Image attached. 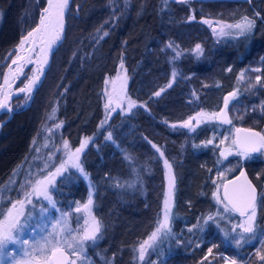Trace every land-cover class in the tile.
I'll list each match as a JSON object with an SVG mask.
<instances>
[{"label":"trees","instance_id":"trees-1","mask_svg":"<svg viewBox=\"0 0 264 264\" xmlns=\"http://www.w3.org/2000/svg\"><path fill=\"white\" fill-rule=\"evenodd\" d=\"M28 1L0 0V66L2 57L9 51L12 56L19 38L37 19L39 6L36 16L32 10L33 16H29L33 0ZM77 5L81 7L77 9ZM190 15L195 19L189 21ZM243 16L255 21L252 32L245 35H236L233 29L232 35L218 37L213 25L203 22L234 24ZM169 41L174 48L166 47ZM196 44L204 49L200 56L192 51ZM176 52L181 53L179 57ZM262 58L264 0H190L189 4L71 0L64 36L30 104L14 111L0 128V213L25 198L29 181L55 172L69 160V152L91 137L79 159L88 178L66 163L65 171L49 188L55 207L35 196L32 204L25 205V212L32 213V226L42 207L54 215L70 213L71 221L82 226V215L75 209L77 202H87L91 184L92 214L102 223L100 238L86 245L91 264H225V255L237 264H264L255 255L258 248L264 252L259 231L257 239L242 241L240 246L231 236L225 237L224 232L240 222L237 213L225 214L219 223H204V218L223 207L212 193L241 167L258 194L264 193V150L241 157L232 145L238 128L264 134ZM255 65L262 82L250 88L255 80L238 81L237 77L240 70L253 75ZM173 69L177 72L174 80ZM118 73H126V94L137 106L125 111V101L101 126L106 119L105 92L111 91V83L105 84V80ZM169 81L171 87H166ZM160 88L165 91L153 96ZM233 90L239 95L228 108L231 124L214 120L197 125L194 131L179 127L198 112H219L223 97ZM173 124L178 127L172 128ZM109 133L111 139H107ZM208 140L212 144L204 146ZM225 149L231 154L222 157ZM49 152L54 160L45 164ZM165 158L176 177L171 234L162 236L141 261L138 246L156 228L163 207ZM198 219L203 230L193 228ZM256 224L258 230H264V203H258Z\"/></svg>","mask_w":264,"mask_h":264},{"label":"snow or ice","instance_id":"snow-or-ice-1","mask_svg":"<svg viewBox=\"0 0 264 264\" xmlns=\"http://www.w3.org/2000/svg\"><path fill=\"white\" fill-rule=\"evenodd\" d=\"M177 3L189 4L190 0H175ZM167 3V0H165ZM70 0H47V7H44L39 15V22L36 27L27 33L17 46V54L15 58H11V64L8 66L9 71L4 74V83L0 85V109H7L12 111L9 101L12 99L13 93L9 91L11 83L15 79H18L24 74V67L28 64L35 63L36 67L32 69L33 75L27 78V83L24 87L19 88L17 91L26 94V99L31 98V93L34 88L38 86V82L41 80V75L45 70V66L49 62V54L55 50V47L63 38L65 29V14L69 10ZM77 9L81 5L76 6ZM257 15H259L257 13ZM189 21L194 20L195 16L190 15L187 18ZM206 24L212 25L213 21L204 20ZM217 27H213V32L218 37L232 35L231 30H235L236 35H245L251 33L255 27V21L248 16L241 17V20L228 24L224 21H216ZM99 31V29H97ZM108 33L104 32V36ZM31 41L32 47L28 56H22L19 53L24 51L26 43ZM39 43L40 49L36 53L37 59L35 61L31 58V53L35 52V45ZM167 48H174L173 42L169 41L166 45ZM178 47V46H176ZM192 51L200 56L203 54L204 49L201 44H196ZM180 52H176V57L180 56ZM174 57V59L176 58ZM264 59V58H262ZM13 65L16 67L13 68ZM121 68H123V59L120 62ZM228 71H231L229 68ZM254 71L259 72L260 69ZM177 72L175 69L172 71L173 80L176 78ZM128 77L126 73L124 75L117 74V77L109 80H105V84H112V91L105 92L107 96V102L104 105L106 111V119L101 121V126L107 122V117L111 115V112H115L117 108L122 107L124 101H127V108L125 111H131L137 106L136 101H133L126 94ZM238 81L245 80V72L242 70L237 77ZM262 77L257 75L255 77V83L249 85L250 88L261 84ZM172 81L166 87H171ZM165 91V88H160L159 91L153 93V96L159 97L161 93ZM195 95V93H193ZM239 95L238 90H233L223 97V108L219 112L207 113L204 111L198 112L195 116H189L187 120L180 122L179 127L187 128L190 131H194L197 125L205 122L219 121L221 124H231L232 119L229 117L228 108L231 102L237 100ZM115 107H111L112 105ZM110 109V111H109ZM264 110V105H262ZM56 109H53V114ZM49 118H52L51 115ZM242 118V117H241ZM195 121V123H193ZM167 123V122H166ZM60 127V125H56ZM172 128L178 127V125H171ZM237 135L232 140V145L235 146L236 153L241 157H248L251 153L264 150V134L255 132L252 129H236ZM243 132L245 135L240 136ZM111 133L108 134L107 139H111ZM227 139V137L225 138ZM91 140V137H86L80 144L79 148H76L74 152H69V160L62 162L55 172H50L48 176L42 179H37L34 182L29 181V191L24 192V199L15 201L6 212L0 213L3 215V219H0V264H84L86 245L89 242L95 243L100 238L102 223L92 214L93 206V191L94 186L89 185V193L87 202L80 205L77 202L75 209L76 213L81 211L86 213L84 219V225L77 229L72 230L68 224V217L70 213H62L60 218L51 223V230L47 229L46 225L38 224L33 227L30 223L32 219V213L25 212V205L32 204V197H43L44 200L54 208L55 201L53 200L49 188L54 185L55 178L60 176L65 171V164L71 163L72 167L78 169L84 177L87 179L88 174L84 172L79 159L80 153L84 150L85 146ZM212 140L204 142V146L212 144ZM221 143H224L222 140ZM200 145H195L199 147ZM65 149L68 148V142H64ZM152 147L156 149L160 157H164V152L155 145ZM231 154L230 150L225 149L221 151L220 155L226 157ZM130 159V157H127ZM164 167L166 169L167 189L164 193L163 207L159 218L156 221V228L148 235L146 240H143L138 246L139 259L144 261L146 253L152 249L156 242L162 236H168L171 234L170 222L173 215L174 207V193L176 189V177L172 170V164L165 158ZM223 175V174H221ZM243 178V183L237 184L236 181H228L223 185H218L217 190L212 193L213 198L218 205H222V210L218 209L215 214H209L204 218V223L208 221H214L219 223L220 219H224L225 214L237 213L240 217V222L232 224L231 230L225 231V237L231 236L237 246H240L241 242H250L257 239L258 231L261 233L259 242L264 247V230H258L256 224L258 203H264V193L258 194L256 187L250 180L247 179L244 172L240 173L237 177V181ZM117 187H124V185L117 183ZM220 187H223V195L220 194ZM2 191V190H0ZM2 198V197H0ZM48 208H41L40 215L44 220H47L45 216L48 213ZM193 228H200L203 230V226L199 223V219ZM36 233L39 231V238L24 239V235L28 231ZM190 228L188 231H192ZM235 234V235H232ZM199 246V245H197ZM213 245L208 249V254L211 255ZM19 248V254L17 253ZM256 257L264 262V252L261 249H257L255 252ZM205 260L208 256L204 257ZM225 264H237L236 259L229 261L228 257L223 258ZM203 264V262H201Z\"/></svg>","mask_w":264,"mask_h":264},{"label":"rangeland","instance_id":"rangeland-1","mask_svg":"<svg viewBox=\"0 0 264 264\" xmlns=\"http://www.w3.org/2000/svg\"><path fill=\"white\" fill-rule=\"evenodd\" d=\"M28 2H31V0H29ZM39 6V8L42 6V4H41V2H40V0H33L31 3H30V6H29V9H28V15L29 16H33V15H30L31 14V10L34 12V15L36 16V14H37V7ZM36 12V13H35ZM68 12V11H67ZM65 20H66V18H65ZM29 21H31V19L29 18ZM34 22V19H33V21H32V23ZM213 25V27H217V30H218V26L216 25V23H213L212 24ZM16 46V45H15ZM14 49H15V47H14ZM10 52L11 51H9L8 53H6L5 54V56L4 57H2V59H1V62H2V65L0 66V78H1V75H2V72H3V68L5 67V65H6V63L8 62L7 61V58H8V56L10 55ZM252 70H255V69H258V67L255 65L254 67H252L251 68ZM46 71V70H45ZM242 70H240V72H241ZM244 72H245V80H250L251 82L253 81V80H255V77L257 76V74H256V71H254V74L253 75H251L249 72H247V71H245V70H243ZM44 75H45V73H44ZM44 75H43V77H44ZM43 79V78H42ZM42 81V80H41ZM40 81V82H41ZM39 85H40V83H39ZM38 85V86H39ZM37 86V87H38ZM36 90V89H35ZM111 91H112V84H111ZM110 91V92H111ZM35 92V91H34ZM34 92H33V94L31 95V98L30 99H26V97L25 96H21V97H17L15 100H14V103H13V109H12V111L11 112H5V113H7L8 115H5V116H3V117H0V122L2 121V119H5V118H7V119H9V115L10 114H12L13 113V111L15 110V111H17V110H19V109H22V108H24L25 106H27V105H29L30 104V101H31V99H32V97H33V95H34ZM125 102V101H124ZM114 105V104H113ZM115 106V105H114ZM229 117H231V115L229 114ZM195 123V122H194ZM245 128H247V127H245ZM239 129V128H238ZM46 161H44V162H46L45 164H47V163H51L54 159L52 158V153H50L49 152V154H47V156H46V159H45ZM45 176H48V174L47 175H45ZM44 176V177H45ZM40 179H42V178H40ZM166 189H167V179H166ZM25 192V191H24ZM87 198H88V196H87ZM46 201V200H45ZM47 202V201H46ZM63 213H67V212H63ZM81 213V215H82V226L84 225V219H85V217H86V213L85 212H83V211H81L80 212ZM61 214L62 213H59V214H56V215H54V214H52L50 211H48V213H46L45 214V216L47 217V220H44L42 217H41V215H40V213H39V215L36 217V218H34V226L33 227H35L36 225H38V224H41L42 226L43 225H46L47 226V229L50 231L51 230V223H49V221H51V222H55V220L56 219H58V218H60V216H61ZM80 216V215H79ZM68 224H69V226H70V228L72 229V230H77V229H79V228H81L82 226H80L79 225V223L77 222V221H75V224H74V222L73 221H71V219H70V217H68ZM39 235H40V233H39V231L37 230V232L36 233H32L30 230L28 231V233L26 234V235H24L22 238H24V239H29V240H31L32 238H39ZM17 253L19 254V248H17ZM85 257H86V259L84 260V264H91V262H90V260H89V258H88V256L86 255V253H85ZM226 257V256H225ZM229 258V257H228ZM229 261H230V258H229Z\"/></svg>","mask_w":264,"mask_h":264},{"label":"bare ground","instance_id":"bare-ground-1","mask_svg":"<svg viewBox=\"0 0 264 264\" xmlns=\"http://www.w3.org/2000/svg\"><path fill=\"white\" fill-rule=\"evenodd\" d=\"M71 2V0H70ZM70 5V4H69ZM44 7H47V0H42V6L39 8V11H38V16H37V19L35 21V23L33 24V26H31L18 40L16 46H15V49H14V53L12 54L11 58H15L16 54H17V46L19 45L20 43V40L27 35V33L29 31H31L33 28L36 27L37 23L39 22V15H40V12L41 10L44 8ZM68 11V10H67ZM67 11H66V14H65V18H66V15H67ZM32 47V44H31V41H29L28 43L25 44L24 46V51L20 52L19 54L22 55V56H28L29 53H30V49ZM39 49H40V45L39 43H37L35 45V52H32L31 53V58L33 61H35L37 59V55L36 53L39 52ZM52 53V52H51ZM51 53L49 54V59H50V55ZM11 64V59L8 60V62L6 63L5 67L3 68V72H2V75H1V78H0V85H2L4 83V74L7 73L9 71V68L8 66ZM48 65V64H47ZM47 65L45 66V70H46V67ZM16 66L13 65V68H15ZM36 65L35 63H32V64H28L24 67V74L21 75L18 79H15L14 82L11 83V88L9 89V91H11L13 93V96H12V99L9 101L10 105H11V108L13 109V103H14V100L17 98V97H21V96H25L26 97V94L25 93H20L18 92L17 90L19 88H22L24 87L25 83H27V78L28 77H31L33 75V71L32 69L35 68ZM45 70L43 72V74L41 75V80L43 78V75L45 73ZM40 80V81H41ZM40 81L38 82V85L40 83ZM36 87L34 88L33 92L35 91ZM33 92L31 93V95L33 94ZM5 112H9L7 109H0V117H2L3 115H8L7 113ZM4 118V117H3ZM10 118V117H9ZM8 120L7 118L5 119H2V122Z\"/></svg>","mask_w":264,"mask_h":264},{"label":"water","instance_id":"water-1","mask_svg":"<svg viewBox=\"0 0 264 264\" xmlns=\"http://www.w3.org/2000/svg\"><path fill=\"white\" fill-rule=\"evenodd\" d=\"M63 36H64V33H63ZM60 42H61V41H60ZM60 42H59V43H60ZM59 43H58V44H59ZM57 46H58V45H57ZM57 46H56V47H57ZM56 47H55V48H56ZM52 53H53V51H52ZM52 53H51V55H52ZM51 55H50V58H51ZM49 63H50V59H49V62H48L47 67L49 66ZM47 67H46V69H47ZM14 111H15V110H14ZM9 117H11V114L9 115ZM4 122H5V121H4ZM4 122L1 121V122H0V126H1ZM239 129H252V128H243V127H241V128H239ZM252 130L255 131V132H258L256 129H252ZM236 135H237V133L235 132V137H236ZM239 135H240V136H244L245 134H244L243 132H241ZM241 172H244V173H245L247 179L250 180V181L252 182V184L256 187V189H257V193H258V188H257V186L253 183V181H252L251 178L249 177V175H248V173H247V171H246V169H245L244 167H241L235 175H233L232 177L226 179V180L223 182V184L226 183V182H228V181H236L237 184H241V183H243V178H241L240 181H237V177L240 176V173H241ZM221 192H222V195H223V187H222V189H221Z\"/></svg>","mask_w":264,"mask_h":264}]
</instances>
